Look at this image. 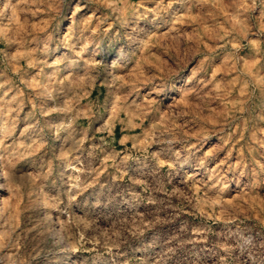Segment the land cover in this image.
Returning <instances> with one entry per match:
<instances>
[{"label":"rangeland","instance_id":"1","mask_svg":"<svg viewBox=\"0 0 264 264\" xmlns=\"http://www.w3.org/2000/svg\"><path fill=\"white\" fill-rule=\"evenodd\" d=\"M0 143V264H264V0H0Z\"/></svg>","mask_w":264,"mask_h":264},{"label":"bare ground","instance_id":"2","mask_svg":"<svg viewBox=\"0 0 264 264\" xmlns=\"http://www.w3.org/2000/svg\"><path fill=\"white\" fill-rule=\"evenodd\" d=\"M7 143V142H6ZM0 145H1V143H0ZM9 169V168H8ZM4 171V170H3ZM4 173V172H3ZM1 174L2 173H0V177H1ZM7 181V180H6ZM2 188V184H1V182H0V189ZM2 196V195H1Z\"/></svg>","mask_w":264,"mask_h":264}]
</instances>
